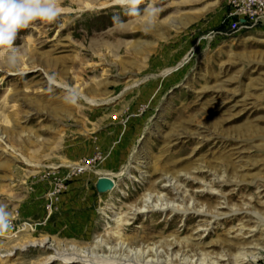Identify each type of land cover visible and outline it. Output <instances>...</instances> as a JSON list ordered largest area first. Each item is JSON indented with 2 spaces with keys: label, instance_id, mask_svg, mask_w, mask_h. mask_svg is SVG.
<instances>
[{
  "label": "rangeland",
  "instance_id": "obj_1",
  "mask_svg": "<svg viewBox=\"0 0 264 264\" xmlns=\"http://www.w3.org/2000/svg\"><path fill=\"white\" fill-rule=\"evenodd\" d=\"M226 1L0 0V251L264 264V19Z\"/></svg>",
  "mask_w": 264,
  "mask_h": 264
},
{
  "label": "bare ground",
  "instance_id": "obj_2",
  "mask_svg": "<svg viewBox=\"0 0 264 264\" xmlns=\"http://www.w3.org/2000/svg\"><path fill=\"white\" fill-rule=\"evenodd\" d=\"M115 1H118L119 3H130V2L136 1V0H115ZM29 6H31V5H28V8H29ZM90 7L91 6H89L88 8H90ZM29 9L31 11H33L34 14H40L38 10L31 9V7ZM62 10L63 9H61V8H56V11L60 12ZM66 11L68 12V8ZM25 69H28L27 65H24V67L22 69H20V71H23ZM39 84L41 86H43V88L55 89V88L62 87L64 89H69V90L71 89V90H73L72 92H74V95L76 94V95L80 96L89 105H97L98 101L93 96L89 95V94H91L90 93L91 89H89V90L86 89V91L83 92V91L77 90L75 88H69L70 86L68 87L66 84L52 79L51 77H49L47 75V73L42 72V76L40 78ZM1 137H0V140H1ZM4 146L7 149H10L11 151L14 152V150L11 146H9L7 144H5ZM19 157L23 161L28 162V163H25L27 166L36 167L39 165L38 163H30L29 160L26 157H24L23 155H19ZM107 177H109L113 181L114 186H115V180L111 176H107ZM49 241L50 240H47L46 238H42V239H37V240L36 239H28L24 242L17 243L15 245H13L10 249H7L5 251H0V259H2V257L5 258V257H8L10 255H13V252H14L13 249H16V248H18L21 251H24V250H27V247H40L41 249H43L45 251L51 250V254H48L41 261L34 262L33 264H47V263H50V261H52V260H57L59 262V264H165V263H163L157 259L156 260H151V259L145 260L142 258L140 260V259H138L139 257H137V256H139V254L136 252L132 253L131 249L126 250L125 249L126 246L123 247V250L126 251V253H125L126 258L117 259L118 257L116 258L113 254L111 256L110 255H102V254L100 255L96 252L95 249L98 247H101L100 246L102 243L101 239L95 240V243L93 245H88V246L69 245L72 247V250L70 252L66 251V248L65 249H58L57 247H60L59 246L60 244L59 243L57 244V242L55 240H53V239L51 240L54 243H52V242L48 243ZM55 244H56V246H55ZM122 245H123V241L118 246L119 250H120ZM108 249L111 250V247H109ZM127 257H129V258H127ZM170 264H173V263H170ZM187 264H189V263H187ZM237 264H240V263L238 262Z\"/></svg>",
  "mask_w": 264,
  "mask_h": 264
},
{
  "label": "built area",
  "instance_id": "obj_3",
  "mask_svg": "<svg viewBox=\"0 0 264 264\" xmlns=\"http://www.w3.org/2000/svg\"><path fill=\"white\" fill-rule=\"evenodd\" d=\"M229 16L239 25H254L264 19V0H227Z\"/></svg>",
  "mask_w": 264,
  "mask_h": 264
},
{
  "label": "water",
  "instance_id": "obj_4",
  "mask_svg": "<svg viewBox=\"0 0 264 264\" xmlns=\"http://www.w3.org/2000/svg\"><path fill=\"white\" fill-rule=\"evenodd\" d=\"M114 186L113 181L107 176H100L94 182V189L97 193H104L111 190Z\"/></svg>",
  "mask_w": 264,
  "mask_h": 264
}]
</instances>
